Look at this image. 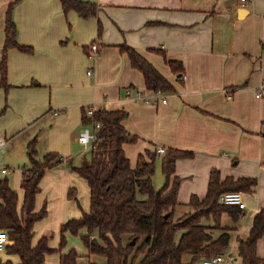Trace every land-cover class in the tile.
<instances>
[{
  "label": "crops",
  "instance_id": "0c3cea01",
  "mask_svg": "<svg viewBox=\"0 0 264 264\" xmlns=\"http://www.w3.org/2000/svg\"><path fill=\"white\" fill-rule=\"evenodd\" d=\"M11 1L0 0V58ZM81 1L94 3L97 14L83 18L74 9L64 12L60 0H21L14 7L17 40L34 49L31 53L8 51V90L2 87L0 76V137L4 140L0 179L7 178L17 192L20 208L22 168L27 163L20 166L24 160L10 155V144H16L25 132L29 141L45 133L47 152L60 153L63 161L78 156L80 164L87 159L83 149L78 150V135L85 127L81 107L124 109L128 113L124 127L138 136L136 142L124 144L132 166L146 149L173 147L194 153L175 162L173 175L179 179L176 213L182 206L191 210L192 195H206L212 169L222 179H256L250 191L242 192L245 208L239 218L233 220L226 213L219 221L230 233L229 246L222 253L232 256L222 264H240L233 253H238L239 241L248 236L254 215L264 209V96H256L264 82V0ZM92 44L98 46L97 52L90 49ZM121 44L136 49L174 85V92L162 93L165 103L146 88L142 73L120 51ZM152 49L161 50L165 57ZM164 58L182 62L183 74L173 72ZM127 87L156 102L128 97ZM10 160L15 163L12 171ZM63 161L47 169L39 183L35 210L46 202L47 214L34 224L33 245L41 235L52 232L49 245L57 247L61 224L89 209L87 181ZM85 184L87 206H81L78 195L76 201L67 193L70 187ZM225 215L229 222L222 224ZM12 244L10 239L0 252V263H19V257L7 250ZM70 248L46 254L45 263L59 264L60 254ZM85 250L77 264L107 263L105 256ZM256 250L264 256V233Z\"/></svg>",
  "mask_w": 264,
  "mask_h": 264
},
{
  "label": "trees",
  "instance_id": "16d2710c",
  "mask_svg": "<svg viewBox=\"0 0 264 264\" xmlns=\"http://www.w3.org/2000/svg\"><path fill=\"white\" fill-rule=\"evenodd\" d=\"M21 0H13L6 10L5 39L0 58L1 85L8 90L7 60L10 49L31 53L33 47L22 45L17 40V24L13 17L14 7ZM62 9H74L81 17L89 18L97 14L94 3L81 0H60ZM102 30L98 25V32ZM126 53L132 67L138 69L148 90L161 93L174 92V85L136 49L126 44L119 46ZM159 53L161 50L152 49ZM165 57V55H164ZM171 70L183 74L180 61L164 58ZM128 116L124 109H97L93 115L87 113V106L81 107L83 125L98 121L101 125L96 139L89 146V157L80 164L68 159V168L85 179L89 186L90 203L88 211L80 217H73L60 226L58 246L50 247L52 232H47L33 245L34 224L47 214L46 202L35 210V198L40 191L39 183L47 169L63 161V156L48 151L38 157L35 147L36 137L28 142V162L22 168L21 188L23 201L19 208L18 194L7 178L0 179V231H5L13 240L8 252L19 257L17 264H46L45 256L61 251L67 244V234L86 232L80 239L88 253L105 256L106 264H195L198 260L222 253L230 243L229 228L220 225L223 214L237 220L241 209L219 201L224 191L247 192L257 183L253 177L222 179L217 169L210 172L206 195L203 198L192 195L189 212L178 215V183L174 176L178 158H190L192 151L168 147L163 154L146 149L139 153L134 166L127 157L124 144L134 143L138 136L123 125ZM161 156V171L165 182L156 188L152 178L155 162ZM68 198L77 201V189H68ZM214 223V224H213ZM264 233V209L253 218L249 234L238 245L240 264H264V256L257 254V242ZM134 240V243L131 241ZM140 254L141 261L136 263ZM190 261L184 262L185 255ZM79 253L71 247L60 254L59 264H77ZM0 264H12L9 261ZM96 264V263H90Z\"/></svg>",
  "mask_w": 264,
  "mask_h": 264
},
{
  "label": "built area",
  "instance_id": "2783aa9c",
  "mask_svg": "<svg viewBox=\"0 0 264 264\" xmlns=\"http://www.w3.org/2000/svg\"><path fill=\"white\" fill-rule=\"evenodd\" d=\"M90 49L92 51L97 52L98 46L96 44H92L90 46ZM87 73L90 74L91 71L89 70L87 71ZM125 93L128 97H132L136 101H143L145 103H155L156 102L155 98H159V100L163 103L166 102V96L159 91H155V98H151L150 96L143 94L141 91L134 90L131 87L125 88ZM256 96L258 97L264 96V82L258 86ZM95 111H97V109L94 106V104L87 105V113L89 115H93ZM54 114H57V111H55ZM100 127H101L100 123L96 121L88 126H85L83 130L79 133L78 140L85 148L89 147L96 139ZM3 143L4 140L2 139V137H0V144ZM157 151L159 153H163L165 149L163 147H158ZM1 171L5 173L7 170L5 168H1ZM219 201L227 205L237 206L239 209L245 208V201L241 191H224L219 195ZM9 241H10V237L7 234V232L0 231V252L4 251ZM231 258L232 256L230 254L225 255L223 253H219L204 258L201 264H222V262L225 259H231Z\"/></svg>",
  "mask_w": 264,
  "mask_h": 264
},
{
  "label": "rangeland",
  "instance_id": "374dc122",
  "mask_svg": "<svg viewBox=\"0 0 264 264\" xmlns=\"http://www.w3.org/2000/svg\"><path fill=\"white\" fill-rule=\"evenodd\" d=\"M45 133H40L38 139L35 141V147H36V150H37V155L38 157H42L45 152H47V149L45 147ZM31 137H28V132H25L24 134H22L16 144H13L11 145L10 144V155L12 157H17L18 160H24L21 162V165H23L24 162H28V153H27V142L29 141ZM79 147H78V150L83 149V153L85 154L86 157H89V151L90 149L89 148H84L83 146H80L81 144H78ZM133 158V157H132ZM73 164L77 165L79 162H80V158H78V156L75 157V159L72 161ZM133 162V160H132ZM63 163H65V166L67 165L68 166V161L66 159H64ZM10 171H12L14 168H13V164H15L14 162H12L10 160ZM160 165H161V162L159 160H156L155 162V173L153 175V178H152V181H153V184L156 188H160L164 182H165V177H164V174L162 173L161 171V168H160ZM77 195H78V198H79V204H81V206H87V199H88V186L87 184L84 185V187H81V188H78L77 187ZM246 199H247V196H246ZM76 207L78 209V205L76 204ZM188 210V207H179L177 209V213L178 215L180 214H183L184 212H187ZM227 215H225V218L222 219V224H224L225 222H229ZM53 236H54V233H52ZM84 234L82 232V230L79 232V234L77 235H73V234H69L67 236V244H66V248L68 247H73L79 254H83L86 252V248L84 247L81 239H80V236ZM233 256L235 257V261L237 260V262L239 263L240 262V257L236 251V253H233ZM94 257V259H99L100 257L99 256H92ZM81 259H87V256L85 255H81L80 257ZM190 258L191 256L190 255H185L184 258H183V261L184 262H189L190 261ZM234 261V262H235ZM195 264H200L199 262H196Z\"/></svg>",
  "mask_w": 264,
  "mask_h": 264
},
{
  "label": "water",
  "instance_id": "95a60500",
  "mask_svg": "<svg viewBox=\"0 0 264 264\" xmlns=\"http://www.w3.org/2000/svg\"><path fill=\"white\" fill-rule=\"evenodd\" d=\"M131 242L134 243V240H132Z\"/></svg>",
  "mask_w": 264,
  "mask_h": 264
}]
</instances>
